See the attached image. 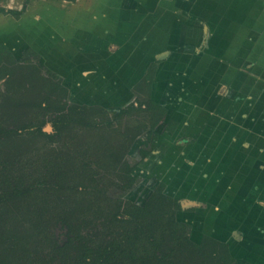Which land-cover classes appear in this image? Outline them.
I'll return each instance as SVG.
<instances>
[{"label": "rangeland", "instance_id": "obj_1", "mask_svg": "<svg viewBox=\"0 0 264 264\" xmlns=\"http://www.w3.org/2000/svg\"><path fill=\"white\" fill-rule=\"evenodd\" d=\"M11 1L0 0V6ZM24 1L13 0L12 8H21ZM106 1L78 0L74 4L69 0L29 1L30 16L36 17L37 25L43 28L42 33L38 30V36L42 35V53L35 50L40 54L38 62L44 67L33 78H24L23 73L27 72L25 64L15 65V70L21 76L19 81L9 76L0 78V125L5 128L18 127L20 131L0 142V264H151L144 261L142 256L134 255V236L126 237V232L133 229V223H125L115 217L121 201L130 200L143 205L161 181L175 180L178 184H171L166 192L180 196L175 198L181 200L185 209L177 217L180 221L186 218L191 220V238L201 242L206 234L215 236L213 229L217 227L216 221L224 220L219 218L217 209L225 211L226 221L241 219L237 215L242 212L241 202L235 201L242 194H237L235 200L232 198L230 202L226 197L227 192L232 197L235 195V189L229 186L228 181L238 174L236 171L242 175L239 165L243 157L246 155V159L255 160L258 165L264 163V157L259 155L264 152V139L259 136L264 133V119L259 116L264 112V0H246L250 3V9L244 18V9L233 10L232 0H189L187 4L179 0H161L151 13L139 15L136 25V17L128 15L134 18L132 21L128 19L130 23L122 24L124 31L120 36L123 41L119 43L104 34L105 27H112L114 22L101 12L104 11L101 4ZM108 1L112 6L117 0ZM233 12L234 19H223L226 13L232 15ZM2 15H10V18ZM20 22L21 16L0 13V40L5 38L10 39L11 44L17 43L20 37L13 31L14 28H29L35 24L32 19ZM58 26L63 29L60 30L62 35L55 32L56 38L52 39L45 34L49 29L56 31ZM34 27L38 29L36 25ZM205 27L209 35L204 41ZM67 28L68 31L64 32ZM87 33L91 34L90 41L86 39ZM180 43H191L196 45L195 49L200 48L203 52L219 51L215 56L207 51L201 57L203 64L198 60V64L191 65L190 70L199 69L200 64L206 68L198 80L201 83L207 71L217 66V73L209 75L211 79L207 82L213 79L216 90L223 94L219 110L226 112L227 107L231 108V104L237 101V110L248 116L209 115L195 118L179 108L166 107L162 120L154 129H150L153 113L145 104L130 114L114 117L132 101L147 102L146 93H138L134 86L146 74L151 63L160 60L154 75L156 84H161V77H170L162 76L165 74L162 64ZM21 47H24L23 43ZM26 49L17 58H25ZM237 51L240 55L234 56ZM167 53L170 55H165ZM30 57L32 63H37L33 55ZM47 69L62 76L63 84L68 87L67 101L103 106L108 110L110 120L93 127L75 124L53 137L29 132L32 122L41 125L48 134L58 133L52 116H43L35 108V104L41 102L50 91L49 83L43 78V75H47ZM174 79L177 82L181 80L178 75ZM186 87L182 92L185 100H188L185 93H194L195 90L189 85ZM16 98L30 103L22 105L12 116L13 123H10L7 118L11 116L7 111L11 110L10 104ZM59 99L55 95L52 101ZM94 118L101 120L97 116ZM202 118H205V124L200 123ZM144 122L148 128L137 135ZM232 122H238L240 127L235 135L240 137L235 143L239 144L236 146L238 151L233 153L235 158L232 153H221L219 159L224 163L212 168L208 166L210 163L204 166V155L202 161L195 163L196 152L189 148L190 144L195 143V137L199 135L210 140L215 137L217 128L232 130ZM212 128V133L207 132ZM151 131L158 135V146L148 157L141 159L140 150L149 147L148 134ZM253 144L259 145L254 148ZM112 151L126 152L125 160L131 165L138 163L132 171L138 176L132 188H123V164L112 159ZM157 154H161L163 159L166 157L162 165L156 161ZM84 163L90 165L85 173ZM178 167L184 172L186 181L176 179ZM202 171L208 176L197 178L195 185L196 173ZM18 178L24 180L22 194H18L15 200H7L9 188L5 182L11 181L13 186ZM210 183L213 184L211 191ZM195 190L197 194L201 190L200 196L195 199V194V198L191 196V199L189 194H194ZM257 193H251V197ZM222 198L228 204L227 208L221 209ZM259 203L264 205V202ZM205 210L217 214L213 222H204L208 217ZM202 221L204 225H210L209 229L202 226ZM227 235L228 238L234 237L232 240L241 241L237 243V253L246 262L241 245L244 236L242 229L231 228ZM176 260L177 264H214L198 253L180 255Z\"/></svg>", "mask_w": 264, "mask_h": 264}, {"label": "crops", "instance_id": "obj_2", "mask_svg": "<svg viewBox=\"0 0 264 264\" xmlns=\"http://www.w3.org/2000/svg\"><path fill=\"white\" fill-rule=\"evenodd\" d=\"M156 1L157 2H154V0H151V1L146 0L145 2H141L140 0H117L112 4V6H110V4H108L109 3L108 0L104 3L102 2L101 9L102 8L104 9V11H101L102 14H104V17H107V18L110 17L114 21L112 23L113 24L112 27H110V28L105 27V29H104L105 36H109V39H110V37L113 38V41L115 43H119V41L122 42L123 37L120 36V35H123V31H124V28H122V24L130 23V22H128V19H130L132 21V19L134 18L131 16L129 17L128 15H134L136 17L135 18L136 19L135 25H136L137 24V17L139 15H141L142 13H143L142 15H146L147 13H151V10H153L154 7H156L158 5V2L159 1L161 2V0H156ZM171 1L172 0H168V2H171ZM180 1H182L183 4H187V2L189 0H179V2ZM70 2H72V4H74L73 1H70ZM245 2H246V0H234V1L232 0V3H233L232 9L233 10L236 9V10L240 11V10L244 9L242 12L243 18L246 16L247 11H249V9H250V3L246 2V6H244ZM12 3H14L13 0L11 1V3L6 2L3 5H4V7L12 8L14 6V4H12ZM29 6H30V4H29ZM29 6L27 7L26 12L21 15V22L19 24L26 22L28 19H32L35 22V24H33V26L29 27V28H26V27L22 28L20 26L18 28H14L15 30H13V31H15L16 34L19 35L20 40L17 43L13 42L12 43L13 45L11 44L10 39H5V38L2 39V41H4L8 45V47L12 50V52L14 53V55L16 57H18L20 52L22 50H24V48L26 49V47H28V46L33 47L34 49H36L37 51L42 53V47H41L42 35L38 36V30L42 33L41 30H43V28H41L42 25H39L40 27L37 25L38 22H37L36 17L30 16ZM104 6H105V8H104ZM183 7L186 10L187 7L185 5ZM82 9L85 10V7H83ZM245 10H246V12H245ZM124 12H126L127 14L123 15ZM228 13L225 14V16H224L225 18H223V19H227V21H230L229 19H231V18L234 19L233 16H234L235 12H233L232 15H229ZM84 14H85V12H84ZM89 15H90V11H88V16ZM237 15L235 17H237ZM238 16L241 17V14L239 13ZM1 17H5V18L9 17L10 18V15H5V16L2 15ZM5 18H3V19H5ZM227 21H224V22H227ZM34 25H36V27L38 29H36L34 27ZM135 28H137V27H135ZM60 30H63V29H62V27L58 26L56 31L49 29V30H46L45 34L49 35L50 38L54 39V38H56L55 32L57 33V35H60V34L62 35V33H60ZM66 31H68V28L64 32H66ZM84 33H86L85 29H84ZM88 33H90V30H88ZM88 33L86 35V39H88L90 41L91 40V38H90L91 34H88ZM9 35H11V34H9ZM208 35H209V30L207 27H205V31H204L205 39H204V41L207 40L206 38L208 37ZM105 36H103V37L105 38ZM96 38H98V37H96ZM82 39H84V38H82ZM61 40H62V38H61ZM124 40H127V39H124ZM8 42H10V43H8ZM22 43L24 44L23 48L21 47ZM202 43H203V41L201 42V44ZM207 44L208 43H206V45ZM195 46L196 45H193L191 43H183V44L180 43V45L177 47V49H175V51H173L171 53V55H170V53L165 54V55H170V56H169V59H167L166 62L162 64V68H163L164 73H165L162 76L167 77L168 75H170V77L169 78L167 77L164 79L161 77L160 78L161 84H159V83L156 84V81L153 82V88H152L153 99L156 100L157 102L163 104L165 107H167L169 109L170 108H172V109L179 108L180 111H182L185 114H188L192 117H195V118H196V116H203L204 117V116H209V115L210 116H242L241 118H243V116H248V114L247 115L245 113L243 114L241 111L237 110L236 104H235L237 101H235V103L233 102V104H231L232 105L231 108L227 107L226 112L219 110V101L222 99L223 94L218 93V90H216L217 86L215 85L216 82L213 79H212V81L207 82L208 80L211 79V76H209V75H212L213 72L217 73L216 68H218V67L216 66V68L214 70H212L213 69L212 68L211 71H207L208 74L206 75V77L203 80H201V83H199L198 80H200V77L202 76L201 75L202 72L206 71V68H203V65H202L203 63L201 62V57H203V54H206V52L208 50H205L203 52L200 48L195 49ZM208 48H209V44H208ZM216 49H219V48H216ZM218 52L219 51H214V52L210 51L209 53L215 56V54H219ZM240 52H241V50H240ZM240 52H238V51L235 52L234 56H239ZM162 56H164V55H162ZM198 57H199V59H198ZM198 60L200 63H202V64H200V68L196 69V70L194 69V71L191 72L192 71V69L190 70L191 65H197ZM171 61H173V63H171ZM159 70H160V68H159ZM131 71H133V68H131ZM134 72L135 71H133V74H134ZM177 75L181 78V80H179V82L175 81V79H174ZM202 83H204L203 86H201ZM194 84L196 86L192 87ZM187 85H189V87L191 89H194L195 91H194V93H191V92L185 93L189 98L188 100H185L186 97L183 95L182 90H184ZM132 87H133V85H132ZM180 88H181V90H180ZM196 99H198L199 101L196 102ZM232 100H235V99L232 98ZM84 103H90L91 104V102H84ZM188 105H191L189 107L190 111H188ZM259 116H263L262 119H264V112L259 114ZM205 118L201 119V121H200L201 124H205ZM231 125H232V130H229L228 128L227 129L217 128L215 131V134H216L215 137L214 138L212 137V139H210V140H207V137H204V136L199 137V135H198L197 137H195V139H196L195 143L190 144L191 146H189V148L191 150L194 149V151L196 152L195 153V156H196L195 159L196 160H194L195 163L197 161L198 162L202 161V156L204 155L203 159L206 160L205 162L203 161L204 163H206V164H204V166H207V163H210L208 166H210L212 168L216 164L220 165V163L223 162L219 159V156H221V153L222 154L223 153H225V154H230V153L233 154L234 153L235 154L238 151L236 146H238L239 144H235V143H238L240 137L237 138V136H235V135H237L238 130H240L238 128H240V127H239L238 122H232ZM201 128H202V126H201ZM212 131H214V128H212L211 130L210 129L207 130V132H209V133H212ZM259 136L262 138V140L264 139V133L259 134ZM220 137H222V139ZM235 137H236V139H235ZM258 145L259 144H253L252 146L255 148V147H258ZM234 154H233V158H235ZM263 154H264V152H263ZM263 154L261 153L259 155H262L264 157ZM157 155L158 156H156V161L162 165V163L166 159V157L163 159V156L161 154H157ZM259 155L257 157H255L256 161L259 159ZM182 158L184 159V156ZM254 161L253 160L251 161L250 159H246V155H245V157H243V161H242L243 164L241 163V165H239V167L241 166V168H242L241 169L242 175L240 174L239 171H236V172H238V174L235 177H233V179L231 178L232 179L231 181H228L229 186H231L233 189H235V191H234L235 195L233 197L230 196L228 194V192L226 191L227 195H228L226 197V199L228 202H230L232 200V198H233V200H235L234 197L237 194H239V195L242 194V197H238L237 200L235 201V202H241L242 212H238V214H237L241 219L235 220V219L231 218L228 221H226L225 213H224L225 211L219 210L220 209L219 208V209H217L219 218L224 219V220L216 221L217 227L213 229L216 232V234H214L216 237H218L222 240H226L230 244L231 250L237 259L235 264H240V263L241 264H264V220H263V218H264V205L259 203V202H264V163H259V165H258V162L255 163ZM183 173L184 172H182V171L180 172L179 178H181L183 181H186V178L183 176ZM207 176L208 175H205L204 171L196 173L195 185L197 184V178L207 177ZM199 183H201V182H198V184ZM171 184L173 185V184H178V183L176 181H174V182L169 181V186ZM210 184H211V186H209V190L211 191L213 184L212 183H210ZM207 188L204 191H206ZM257 191L259 193L254 195V197H251V193H255ZM200 192H201V190H198L199 194H197V190H195L194 194L193 193H192V195H191V193L189 194L190 198H191V196H193L195 198V194H197L196 195L197 197L195 198V199H197L200 196ZM173 195L178 196V194L176 195V193H173ZM178 197H180V196H178ZM181 197H183V196H181ZM224 200L225 199H223V198L221 200L222 201L221 209H223V207L227 208L228 204H225ZM259 207H261V209ZM259 212L260 213L263 212V213L260 214ZM205 213L207 214L208 217L211 218L210 219L211 222H213L214 218L217 217V214H212L211 211L205 210ZM185 220L188 222L191 221L189 218H186ZM235 227L242 229L243 234H244V236L242 237V244H241L243 247L244 255L242 253L241 254L244 256V259L246 260V262L237 253L238 252L237 251L238 250V248H237L238 244L237 243L239 241L232 240L234 237L228 238V235H227V234H229V232H231V228H235ZM234 241H235V243L233 244ZM239 243H241V241Z\"/></svg>", "mask_w": 264, "mask_h": 264}, {"label": "trees", "instance_id": "obj_3", "mask_svg": "<svg viewBox=\"0 0 264 264\" xmlns=\"http://www.w3.org/2000/svg\"><path fill=\"white\" fill-rule=\"evenodd\" d=\"M29 1L30 0H25L23 6L19 9L0 6V13L21 16L26 12ZM69 1L76 2L77 0ZM30 55H33L37 59L40 54L30 47L26 49L25 58H17L7 44L1 41L0 78L5 79L9 76L12 80L19 81L21 76L17 73V69L15 70L14 66L23 64H25L24 68H26L25 70L27 71L23 73L24 78H33L38 70H40L39 73H41L44 66L38 62V59L37 63H32ZM158 62L160 63V60L151 63L146 74L134 86L135 91L138 93H146L147 102L141 100L132 101L121 108L119 112L114 115L115 118L130 114L138 109V107L141 108V106L146 104L148 110L153 113L150 129H154L162 120L166 112V107L152 97L154 75L158 67ZM20 68H22V66H20ZM45 72L47 75H43V78L49 83L50 91L44 96L41 102L34 104L36 105L35 108H38V113H41L43 116L46 114L52 116V123L58 133L48 134L43 130L41 125H34L32 122H30L31 128L28 130L29 132H36L41 135L53 137L75 124L93 127L96 125L98 126L99 123L104 124L107 120H110L108 110L103 106L70 103L67 101L68 87L63 84L62 76L49 69ZM51 82H53L52 85L50 84ZM55 95L60 98L57 102L52 101ZM29 103L20 101L17 98L14 101L12 100L10 104L11 110L7 111V114L9 113L8 116H11V118H7L8 122L13 123L12 121L14 118L12 116H15V112L21 108L22 105ZM137 103H139V105ZM94 116L99 117L101 120L97 121ZM33 126H35V129H32ZM140 127L142 128H139L136 133L137 135H140L143 130L148 128L145 122L143 126ZM23 129H25V126H23ZM18 133H20L18 127L5 128L0 125V142L7 136ZM148 136L150 145L140 150L141 159L148 157L158 146L157 133L151 131ZM110 156L113 160L123 164L121 167L122 175L124 176L123 180L125 181L123 188H132L138 180V176L132 174L134 167L138 163L131 165L128 160H125L126 152L116 153L112 151L110 152ZM87 166L89 167L88 169H90L89 164H83L84 173L87 171ZM91 169L93 174H96L93 168ZM11 184H13L11 181L5 182V185L9 188L6 195L7 200H15L18 194H22L21 190L24 186V180L18 178L13 186ZM166 187V183L161 181L143 205L134 203L130 200H123L117 207L115 217L125 223H133V229L126 232V237L134 236L132 244L133 247H135L134 255L142 256L144 261L146 260V262H150L151 264H177L176 258L180 255L192 256L198 253L203 259L206 258L214 264H233L235 262V257L230 251L227 242L209 235H204L201 244L192 240L189 234L190 225L177 219L176 212L183 209L181 201L168 195L166 193ZM96 252L98 253V250H96Z\"/></svg>", "mask_w": 264, "mask_h": 264}, {"label": "flooded vegetation", "instance_id": "obj_4", "mask_svg": "<svg viewBox=\"0 0 264 264\" xmlns=\"http://www.w3.org/2000/svg\"><path fill=\"white\" fill-rule=\"evenodd\" d=\"M189 140V139H188ZM178 176L176 177V179L178 178V179H180L179 177V175H180V172H181V169L178 167ZM183 172V171H182ZM174 177V176H173ZM172 177V178H173ZM175 179V178H174ZM175 181V180H174ZM165 182V181H164ZM166 183V185H167V187H166V191H167V188L169 187V182H165ZM168 195H170V196H172V197H177V196H174V195H171L169 192H166ZM178 199V198H177ZM180 200V199H179ZM181 201V200H180ZM181 204H182V202H181ZM182 207H183V209L182 210H184L185 208H184V206H183V204H182ZM182 210H178L176 213H177V215H178V213L180 212V211H182ZM177 219H178V217H177ZM179 220V219H178ZM181 222H186V223H188L189 225H190V227H192L191 225H192V223L191 222H188V221H181ZM204 222H211V220H209V218L207 217L206 218V220L204 221ZM204 222L202 221V226L204 225ZM204 226H207V225H204ZM209 226L210 225H208L206 228H208L209 229ZM192 229H193V227H192ZM189 234H190V237H191V231H189ZM207 235V234H206ZM209 236H211V237H214V238H216V239H220V238H218V237H216V236H213V234L211 235V234H208ZM204 237V236H203ZM202 240H203V238H202ZM202 240H201V242H197V243H199V244H201L202 243ZM220 240H222V239H220ZM222 241H225V240H222ZM225 242H227V241H225ZM228 243V242H227ZM228 245H229V248H230V251L232 252V250H231V246H230V244L228 243ZM232 254H233V252H232ZM233 256H234V254H233ZM235 257V256H234ZM236 261H237V259H236V257H235V262L233 263V264H235L236 263Z\"/></svg>", "mask_w": 264, "mask_h": 264}, {"label": "bare ground", "instance_id": "obj_5", "mask_svg": "<svg viewBox=\"0 0 264 264\" xmlns=\"http://www.w3.org/2000/svg\"><path fill=\"white\" fill-rule=\"evenodd\" d=\"M255 235V234H254Z\"/></svg>", "mask_w": 264, "mask_h": 264}]
</instances>
